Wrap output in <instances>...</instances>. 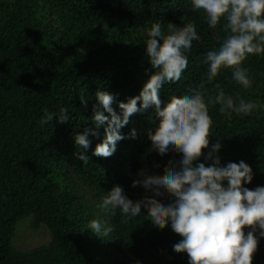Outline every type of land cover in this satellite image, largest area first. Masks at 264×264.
Returning a JSON list of instances; mask_svg holds the SVG:
<instances>
[{"label":"trees","instance_id":"16d2710c","mask_svg":"<svg viewBox=\"0 0 264 264\" xmlns=\"http://www.w3.org/2000/svg\"><path fill=\"white\" fill-rule=\"evenodd\" d=\"M156 20L164 28L192 22L201 36L185 77L161 89L163 107L206 78L204 56L226 36L219 24L209 28L190 0H0V264H188L186 253L173 251L182 237L170 226L159 229L143 209L140 217L125 220L118 210L113 215L97 207L117 185L129 199H142L143 189L131 186L137 172L163 175L179 160V154L163 157L150 150L146 131L157 122L154 110L130 117L121 132L127 136L134 128L137 136L119 141L110 157L92 155L103 127L89 137L87 163L77 158L80 150L73 143L75 134L92 127L98 90L119 102L139 94L154 71L145 44L146 30ZM241 66L248 69L250 88L233 81L231 69H222L205 84L206 99L215 96L219 83L234 103L264 102V56H250ZM62 106L69 108V122L39 124L44 109ZM112 107L119 112L116 102ZM219 107L209 106V148L220 139L221 166L243 160L253 174L244 186H264V110L228 119ZM30 216L31 228L45 226L50 241L19 251L12 242L16 225ZM97 218L113 227L109 237L85 229ZM255 235L252 264H264V238L259 229Z\"/></svg>","mask_w":264,"mask_h":264},{"label":"clouds","instance_id":"9594fccd","mask_svg":"<svg viewBox=\"0 0 264 264\" xmlns=\"http://www.w3.org/2000/svg\"><path fill=\"white\" fill-rule=\"evenodd\" d=\"M190 3L209 28L215 29L219 24L226 33L219 48L204 56L206 78L183 97L173 95L169 103L161 106V89L185 77L189 54L201 36L192 22L182 27L167 23L164 28L156 20L146 30L145 44L154 71L139 94L127 102H119L113 94L98 90L97 105L93 106L90 118L92 127L75 134L73 143L80 150L77 158L87 163L89 137L98 136L103 127V139L92 155L110 157L119 141L136 138L134 128L127 136L121 132L130 117L152 108L157 122L146 131L150 150L163 157L179 154V160L165 169L163 175L137 172L138 178L131 181V186L143 189L142 199H129L117 185L104 194L97 207L113 215L118 210L125 220L140 217L143 209L147 220L159 229L170 226L182 237L173 245V251L186 253L188 264H252L258 244L257 229L259 237L264 238V186L254 190L244 186L251 183L253 174L243 160L221 166L220 139L209 148L213 124L209 106L219 105V112L231 119L233 114L250 116L264 110V102L241 98L234 103L219 83L214 84L215 96L206 99L205 84L212 83L222 69H231L233 81L244 89L251 87L248 69L241 65L250 56H264V0H190ZM114 102L119 112L112 107ZM70 118L66 106L56 111L44 109L39 124L49 125L53 119L65 124ZM202 149L207 151L203 153L204 162H199ZM246 227L251 229L247 234L243 231ZM85 229L100 239L113 232V227L99 218L90 220Z\"/></svg>","mask_w":264,"mask_h":264},{"label":"rangeland","instance_id":"374dc122","mask_svg":"<svg viewBox=\"0 0 264 264\" xmlns=\"http://www.w3.org/2000/svg\"><path fill=\"white\" fill-rule=\"evenodd\" d=\"M33 217H27L16 225L13 246L19 251L30 250L47 244L50 241V232L41 225L38 229H32Z\"/></svg>","mask_w":264,"mask_h":264}]
</instances>
